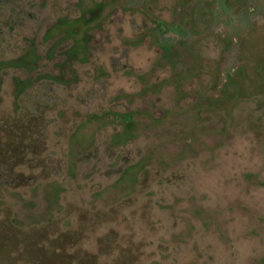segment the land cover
Instances as JSON below:
<instances>
[{"label": "rangeland", "instance_id": "obj_1", "mask_svg": "<svg viewBox=\"0 0 264 264\" xmlns=\"http://www.w3.org/2000/svg\"><path fill=\"white\" fill-rule=\"evenodd\" d=\"M0 264H264V0H0Z\"/></svg>", "mask_w": 264, "mask_h": 264}, {"label": "trees", "instance_id": "obj_2", "mask_svg": "<svg viewBox=\"0 0 264 264\" xmlns=\"http://www.w3.org/2000/svg\"><path fill=\"white\" fill-rule=\"evenodd\" d=\"M222 1H224V0H222Z\"/></svg>", "mask_w": 264, "mask_h": 264}]
</instances>
